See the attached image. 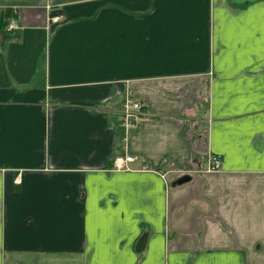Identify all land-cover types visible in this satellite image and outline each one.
I'll use <instances>...</instances> for the list:
<instances>
[{
    "label": "crops",
    "instance_id": "crops-1",
    "mask_svg": "<svg viewBox=\"0 0 264 264\" xmlns=\"http://www.w3.org/2000/svg\"><path fill=\"white\" fill-rule=\"evenodd\" d=\"M0 264H264V0H0Z\"/></svg>",
    "mask_w": 264,
    "mask_h": 264
},
{
    "label": "built area",
    "instance_id": "built-area-1",
    "mask_svg": "<svg viewBox=\"0 0 264 264\" xmlns=\"http://www.w3.org/2000/svg\"><path fill=\"white\" fill-rule=\"evenodd\" d=\"M59 16H51V22L54 24H57L60 22ZM20 28V24L18 19L13 18L9 23L7 24L6 30L12 31L17 30ZM144 113V106L140 101L135 100L133 97H128L124 104H123V111H122V117L124 120L125 126L128 128V130L134 126L138 122V116H141V113ZM140 112V114H138ZM135 161V158L128 153L121 156H117L114 160V167L117 170H129V163H132ZM218 168H221V162L218 159H214L211 167V170H216Z\"/></svg>",
    "mask_w": 264,
    "mask_h": 264
},
{
    "label": "rangeland",
    "instance_id": "rangeland-1",
    "mask_svg": "<svg viewBox=\"0 0 264 264\" xmlns=\"http://www.w3.org/2000/svg\"><path fill=\"white\" fill-rule=\"evenodd\" d=\"M135 100H137V101H140L142 104H143V106H144V103L141 101V100H139V99H135ZM145 107V106H144ZM138 114H140V112H138ZM147 114L144 112L143 113V111H142V113H141V116H138L139 118V120H138V123L139 122H142L143 121V119H144V116H146ZM221 168H218V169H216V171H219ZM209 171V170H208ZM183 177L182 178H184V177H191V176H188V175H182ZM181 179V178H180ZM177 183V182H176ZM175 185H179V184H175Z\"/></svg>",
    "mask_w": 264,
    "mask_h": 264
},
{
    "label": "water",
    "instance_id": "water-1",
    "mask_svg": "<svg viewBox=\"0 0 264 264\" xmlns=\"http://www.w3.org/2000/svg\"><path fill=\"white\" fill-rule=\"evenodd\" d=\"M190 181H191V177H184V178L179 179L176 184L181 185V184L188 183ZM144 243H145V239L142 240L140 249L143 247Z\"/></svg>",
    "mask_w": 264,
    "mask_h": 264
},
{
    "label": "trees",
    "instance_id": "trees-1",
    "mask_svg": "<svg viewBox=\"0 0 264 264\" xmlns=\"http://www.w3.org/2000/svg\"><path fill=\"white\" fill-rule=\"evenodd\" d=\"M60 13H58V12H52V14H51V16H57V15H59Z\"/></svg>",
    "mask_w": 264,
    "mask_h": 264
}]
</instances>
